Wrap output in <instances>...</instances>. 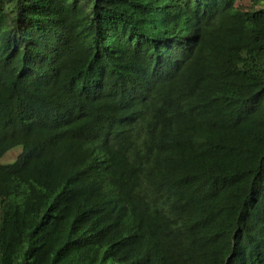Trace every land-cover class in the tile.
<instances>
[{
  "label": "trees",
  "instance_id": "obj_1",
  "mask_svg": "<svg viewBox=\"0 0 264 264\" xmlns=\"http://www.w3.org/2000/svg\"><path fill=\"white\" fill-rule=\"evenodd\" d=\"M0 264H264V0H0Z\"/></svg>",
  "mask_w": 264,
  "mask_h": 264
},
{
  "label": "rangeland",
  "instance_id": "obj_2",
  "mask_svg": "<svg viewBox=\"0 0 264 264\" xmlns=\"http://www.w3.org/2000/svg\"><path fill=\"white\" fill-rule=\"evenodd\" d=\"M19 153H21V148H19V147L15 148L14 150H12L9 153H7V155L0 160V163L1 164H11V163H13L16 160V158L19 155Z\"/></svg>",
  "mask_w": 264,
  "mask_h": 264
}]
</instances>
